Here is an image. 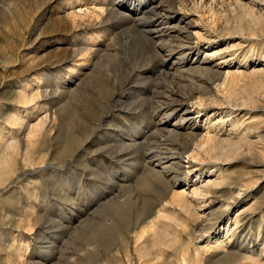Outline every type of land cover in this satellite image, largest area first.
<instances>
[{
	"label": "rangeland",
	"instance_id": "374dc122",
	"mask_svg": "<svg viewBox=\"0 0 264 264\" xmlns=\"http://www.w3.org/2000/svg\"><path fill=\"white\" fill-rule=\"evenodd\" d=\"M153 1L124 5L154 3L148 17H176L177 30L163 44L190 45L188 61L203 62L221 74L214 82L193 74L206 83L201 94L185 86L187 76L175 74V97L161 101L178 106L188 100L186 124L176 123L182 106L175 118L149 112L148 101L160 99L132 75L124 78L135 68L146 77L159 74L152 64L145 66L147 53L126 32L125 23L115 25V52L107 50L115 58L104 57L108 52L96 47L103 51L96 53L101 58L77 62L82 52L74 41L103 34L97 24L104 0H0V163L10 158L0 164V264H264V0H256L262 20L253 26L245 19L237 25L242 13H234V7L240 0ZM76 13L87 14L76 20L78 25L71 17ZM173 56L179 58L177 52ZM104 79H111L109 86ZM199 98L207 105L200 108ZM210 98L218 105L206 102ZM140 99L147 102L134 109ZM17 115L21 125L13 126ZM148 116L179 128L182 143L187 132L197 135L180 158L172 190L190 198L195 188L209 186L204 198L193 201V214L170 207L159 222L150 216L158 209L153 211L133 164L147 150L166 147L154 140L138 150L122 147L130 130L151 121ZM151 129L152 124L146 131ZM141 137H136L139 143ZM209 137L223 149L231 140L238 150L219 162L188 157ZM10 140L19 144L16 151L6 149ZM167 144L182 148L178 141ZM125 199L133 205L111 204ZM168 221L170 226H164ZM121 233L128 240L127 252ZM158 238L167 241L159 245Z\"/></svg>",
	"mask_w": 264,
	"mask_h": 264
},
{
	"label": "bare ground",
	"instance_id": "6f19581e",
	"mask_svg": "<svg viewBox=\"0 0 264 264\" xmlns=\"http://www.w3.org/2000/svg\"><path fill=\"white\" fill-rule=\"evenodd\" d=\"M110 1L111 0H109V2H107V0H104V2H103L104 7L102 6L103 8H101L100 13H98L99 18H100V23H98L97 25L99 27L100 32L103 34L102 35L97 34L98 35L97 37H94L92 35L91 36L88 35V36L82 37L83 39L81 38L82 40L80 39V41H78V39L74 41V43H73L74 48L79 50V52H80V50L82 52V53H80L81 55L78 53L76 55L74 54L75 56L80 55V59H78L77 62H80V61H83L86 63L94 62V60L97 57H99L98 55H96V53L100 54V52L95 51L96 47H100L99 49H101V50L105 49V51L103 50L104 52H106L109 49L113 50L114 48H116L117 45L119 44V41L117 40L118 35L116 34V36H115V34H114V30L116 29L115 25H119V23H125L128 26V30L126 32L132 34V36H134V39L136 38L135 40L138 41V45H140L142 47V49L147 53V56L145 57V66L152 64V66L155 69H158L159 74L156 77L152 73L151 76L149 75L146 77L145 74L141 70H136V68H135V69H133V71L130 72L129 75H127V76L123 75L124 78L129 79L130 78L129 76L132 75L131 77L133 79H135L138 83H143L145 86H148L150 88L148 93L150 92V94H152L155 98L160 99V101H156V100L155 101L154 100L148 101L149 102V109H150L149 112H151V113L152 112H161L163 117H165V119H167L170 117L172 118L176 114H178L177 111L182 106L183 109L180 110V112H182V114L179 115L180 118H179V120H177L176 123L177 124H179V123L180 124L181 123L186 124L185 122L190 120V115H189V110H188L189 104L187 102L188 100L182 99L181 104L178 106H175L174 105L175 102L172 101L171 99H170L171 100L170 103H168V104L163 103L161 101V99H163L164 96L167 98H174L175 97V95H174L175 91H176L175 82L177 81L175 74L178 73L184 77L187 76L189 79H188V81H185V83H186L185 86L189 87L191 92L197 91L200 94L204 93V91L207 89L206 83L198 82L196 80V78H194L193 74L202 75L203 77L206 78L207 81H210V82L211 81L214 82V80L215 81L220 80L221 74L218 71H214L211 68L203 66L202 65L203 62H199L197 64H194L191 61H188L187 58L191 54L190 45H187L186 43L185 44L181 43L180 41H176V40L175 41L172 40L169 43L163 44L164 41L166 42V41H168V39L171 40L170 38L173 37L172 32H175L177 30L178 24H176V25L173 24L176 17L171 16V14L167 15V16L163 14L165 17L160 15L161 18H159V19L156 17H153V18L148 17V14H149V12H151L152 5H154V3H151L150 5H147V4L143 5L141 3L140 4L138 3V5L135 4V6L132 5V6L128 7V5L125 6L124 3L127 4L129 1H132V0H119V2L122 3L123 5L122 4L116 5L117 2L116 3L115 2L110 3ZM115 1H117V0H115ZM245 1H249L250 5L245 4ZM258 5H260V4H258V1H256V0H240V2H238L234 7V13L237 12V10H240L242 13L241 17L238 18V21L240 20L239 21L240 23L237 22L238 23L237 25H239V24L241 25V23L243 22L241 20H244V19L247 21H250L249 22L250 25H252L251 23H257L258 21L260 22L262 20L261 19L262 16L258 17L256 15V12H255V7ZM90 13L91 12H89V14ZM104 14H105V18H103ZM86 15L87 14H85L84 16H86ZM84 16L82 14H78V13L71 15L74 24H77L76 20L78 18L79 19L85 18ZM263 21H264V19H263ZM75 27H76V25H75ZM95 27H97V26H95ZM237 28H238V26H237ZM77 31H78V28H77ZM166 33L169 34V35H167L168 37L166 36ZM76 36H77V34H76ZM78 36H80V35H78ZM177 36L179 37V35H177ZM76 38H78V37H76ZM101 42H102V44H101ZM124 43H126V42H124ZM157 45L162 46V49H164L165 52L167 53L166 56L163 54V52L160 50V47H158ZM140 46H138V47H140ZM103 51H102V53H103ZM73 52H75V51H73ZM84 52H85V54H84ZM141 52H142V50H141ZM145 52H144V54H145ZM174 52H177L179 54V58H175L173 56ZM116 53H117V51H116ZM112 54L113 53L108 52L106 54V56H104V57L109 59L112 57L115 58V56L117 55V54L116 55L115 54L112 55ZM99 58H101V57H99ZM99 58H97V59H99ZM173 59H175V60H173ZM169 64H171L172 66L170 67ZM154 73H156V71ZM110 76L112 77V75H110ZM114 78L116 79V77H114ZM111 79H107V81H109V80L111 81ZM107 81H106V84L109 86L108 83L110 81L108 83H107ZM92 82H93V80H92ZM124 82H126V81L121 80L120 84H123ZM93 84H95V83H93ZM103 85H104V83H103ZM112 85H111V87H112ZM109 89H111V88H109ZM71 91H73V90H71ZM107 91H108V89H107ZM111 91L113 92V90H111ZM130 91H132V90H130ZM130 91H129V93H130ZM74 93H75V91H74ZM78 94L79 93L77 92V95ZM142 94H143V92H140L137 96V99H139ZM189 97H190L189 100H193L191 95H189L188 98ZM141 99H140V101L137 100L134 103L135 104V107L133 105L134 109L141 108L142 106H140V105H144V103L147 102V99H143V100H141ZM207 101H209L211 104L215 103L218 105V101L216 102L211 98L206 99V102ZM204 102H205L204 98L203 99L199 98L198 105L200 106V108H201V106L207 105ZM24 103L25 102H23V104ZM24 105H27V103ZM163 106L167 107V109H165V111L162 108ZM24 108H27V107L24 106ZM148 119H150V116H148ZM20 120H21V117L19 115H17L11 121V124L13 126L14 125L20 126L21 125L20 123L22 121V120L21 121ZM150 120H151L150 122H147V120L145 119V121L144 120L142 121V123H143L142 125H140L139 127L135 126L132 130H130L129 133L130 132H133V133L130 134L131 137L129 136L128 141H126L128 144L127 145L123 144V146H122L123 148H132V149L138 150L139 148L148 146L149 140H154L155 143L158 144L159 146L166 147L164 149H159V150H155V151H151V150L148 151L147 150V154L145 153V155L143 157L139 154L141 157H139V158L136 157L137 160L134 161V164H133V166L137 165V166H135V168L137 169L136 175L140 176V178L143 179V181L141 179H140V181H142L143 187H145V189H146V193H147L146 195L151 202V206H152L153 211L158 209L157 211H155L150 216H152V215L155 216L154 218L156 219V221L159 222L165 217V212L170 207L173 209L179 208L180 210L185 211L188 214H193V212H194L193 201H198L199 199L204 198L208 194L207 188L209 186L205 185L204 188H195L194 191L192 192L191 196H190V198L192 197V199H194V200H190V198H188V195L186 193H182V192L181 193H172V190H173V183H174L173 181L176 180L177 173L180 169V165H181V162H180L181 159L180 158L184 154L189 152L191 145H193V143L195 142V140L197 138V135L192 131L187 132L185 142L182 143L181 142V136H182L181 130L179 128L174 127L175 125H173V126L170 125V121L160 120L157 122H153L152 119H150ZM151 124H152V129L149 131H146L147 129H150ZM33 130H34V128H33ZM127 132H128V130H127ZM132 134L137 135L136 137H138V135H142L144 141L139 143V140L136 137L133 138ZM142 137H141V139H142ZM214 139L215 138L212 139L209 137V138H204L203 140H201L200 143L197 144L196 149L188 157H192L193 159H195L198 162L200 161L201 163L203 162V157L209 158L210 161L216 160L219 162V160H221V158L223 159V158H226L227 156H231L235 151L238 150L239 144H236L233 141L231 142V140L225 141V149H223L224 146L220 145V143L216 144ZM169 140L180 142L182 148L179 149L176 147L174 148L173 146L171 147L170 145L167 144ZM216 142H217V140H216ZM220 142H221V140H220ZM5 143L7 145L6 149L8 148V150H14V151L17 150V149L15 150V148L19 145V144H17V142H14L13 140H10L9 143L5 141ZM203 155H205V156H203ZM4 157H5V155H4ZM6 157H8V156H6ZM9 159L10 158L3 159L0 164L1 165L5 164V163L7 164V161ZM216 164H217V162H216ZM125 177H127V176L125 175ZM143 199H147V198H143ZM145 202H147V201H145ZM111 204L116 205V206L121 207V208H125V207H129V206L133 205V201L130 199H128V200L125 199V201L113 200V201H111ZM160 223H162V222H160ZM145 224H144V226H142V224H141V226H142L141 230L142 231H145L146 227L148 226V223H147V225H145ZM166 225L170 226V222L169 221L165 222L164 226H166ZM137 227H138V225H137ZM137 227H135V228H137ZM171 229H173V228L171 227ZM168 230H169V228H168ZM216 231H218V229ZM219 231H221V230H219ZM204 232H202V233H204ZM140 234L142 235V233H140ZM141 235L136 236L135 237V238H137L136 240H139ZM161 238H158V240L155 239V241H154L155 246H157L156 240H157L158 244L161 242L167 241V238L165 241H163ZM120 241H121V245H123L124 250L127 252L128 248H129L128 240H127L126 236H124V234H122V233L120 234ZM218 242H219V240H217V243ZM216 245H218V244H216ZM138 250H140V249H138ZM144 252L145 251H143V253ZM199 252L200 251H198V254H199ZM139 253H140V251H139ZM200 255L203 256L202 254H199V256ZM253 255H255V254H253ZM238 256H240V255H238ZM250 256H252V255H250ZM250 260H254V259L251 257Z\"/></svg>",
	"mask_w": 264,
	"mask_h": 264
}]
</instances>
